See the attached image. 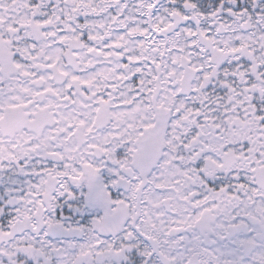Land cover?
<instances>
[{
  "label": "snow or ice",
  "instance_id": "obj_1",
  "mask_svg": "<svg viewBox=\"0 0 264 264\" xmlns=\"http://www.w3.org/2000/svg\"><path fill=\"white\" fill-rule=\"evenodd\" d=\"M0 264H264V0H0Z\"/></svg>",
  "mask_w": 264,
  "mask_h": 264
}]
</instances>
